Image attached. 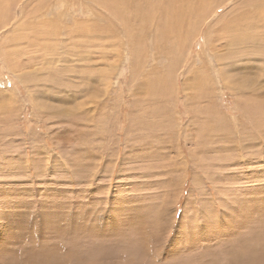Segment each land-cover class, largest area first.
I'll return each mask as SVG.
<instances>
[{
	"label": "rangeland",
	"instance_id": "rangeland-1",
	"mask_svg": "<svg viewBox=\"0 0 264 264\" xmlns=\"http://www.w3.org/2000/svg\"><path fill=\"white\" fill-rule=\"evenodd\" d=\"M263 18L0 0V264H264Z\"/></svg>",
	"mask_w": 264,
	"mask_h": 264
},
{
	"label": "bare ground",
	"instance_id": "bare-ground-1",
	"mask_svg": "<svg viewBox=\"0 0 264 264\" xmlns=\"http://www.w3.org/2000/svg\"><path fill=\"white\" fill-rule=\"evenodd\" d=\"M6 1V0H5ZM78 1V0H77ZM4 2V1H3ZM75 2V1H74ZM74 2H73V4H74ZM2 3V2H1ZM67 4V3H66ZM64 5V4H63ZM70 5V4H69ZM73 6V5H72ZM74 7V6H73ZM2 14V13H1ZM264 19V18H263ZM67 21H69V20H67ZM5 22V21H4ZM237 24V23H236ZM7 25V24H6ZM239 27H240V25L239 24H237ZM79 34V33H78ZM29 39V38H28ZM252 47V46H251ZM242 59H244V58H242ZM245 60V59H244ZM72 71V70H71ZM260 119V118H259ZM52 139V138H51Z\"/></svg>",
	"mask_w": 264,
	"mask_h": 264
}]
</instances>
